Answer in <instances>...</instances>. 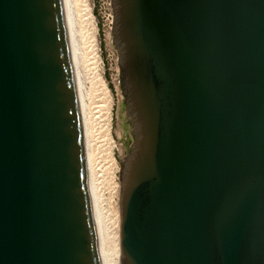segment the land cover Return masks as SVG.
Returning <instances> with one entry per match:
<instances>
[{
	"label": "water",
	"instance_id": "water-1",
	"mask_svg": "<svg viewBox=\"0 0 264 264\" xmlns=\"http://www.w3.org/2000/svg\"><path fill=\"white\" fill-rule=\"evenodd\" d=\"M121 264H264V0H111ZM0 264H103L68 0H0Z\"/></svg>",
	"mask_w": 264,
	"mask_h": 264
},
{
	"label": "bare ground",
	"instance_id": "bare-ground-1",
	"mask_svg": "<svg viewBox=\"0 0 264 264\" xmlns=\"http://www.w3.org/2000/svg\"><path fill=\"white\" fill-rule=\"evenodd\" d=\"M68 6L103 264H121L122 260L119 252L121 188L119 183L114 184L112 182L113 179L116 178L115 173L118 170V166L112 159L111 153L112 149L115 147V144L112 142L109 131L111 125L110 118L112 99L110 94L107 96L106 92H103L107 96V104H104L103 107V103L101 104V102L104 100V98L101 100V102L99 100L100 97L98 98V96H100L101 90L97 85H102L97 69L99 65V54L97 52L96 39L94 38V35L91 32L90 34L88 32L86 33V30H84L86 29V27L84 28V21H89L92 32H94L95 29L94 24H92L93 20L91 12L86 5V0H68ZM102 143H106L108 145L107 148H110L108 151V162L111 163L112 172L110 173V180L107 186L105 181L107 177L105 175L106 169L104 168L105 158L102 156L103 154H101L100 150V145H102ZM104 188H107L111 194L113 193L112 196H115L116 205H114V209L112 208L113 212L111 211L112 209H110L112 212L111 215L104 210V207H102V195L105 190ZM108 206L110 205L108 204Z\"/></svg>",
	"mask_w": 264,
	"mask_h": 264
},
{
	"label": "rangeland",
	"instance_id": "rangeland-1",
	"mask_svg": "<svg viewBox=\"0 0 264 264\" xmlns=\"http://www.w3.org/2000/svg\"><path fill=\"white\" fill-rule=\"evenodd\" d=\"M86 5L91 12L92 20H93L92 24H94L95 29H94V32H92L91 24L89 23V21H86V22L84 21L85 23V24L83 23L85 25L84 28L86 27V29L84 30H86V33L88 32L90 34L91 32L94 35V38L96 39L97 52L99 54L98 55L99 65L97 69H98V73L101 78L102 85L101 86L100 84L97 85L99 89L101 90L100 96H98V98L100 97L99 98L100 102L104 98V100L101 102V104L103 103L102 104L103 107H104V104L105 105L107 104V96L109 94L112 99L111 118H110L111 125H110L109 131H110V137L112 139V142L115 144V147L112 149L111 154H112V159L118 166V170L115 173L116 178H114L112 182L114 184L116 183L120 184L119 179H118L119 172H120V167H119L120 159L126 152L129 151V147L132 143V135L130 131L131 130L130 125L125 118V103H124L125 98L121 90L120 70L118 66L117 53L112 43V40H113V36H112L113 12H112V7H111V0H86ZM103 92H106L107 96ZM107 146L108 145L106 143L105 144L102 143V145H100L101 154H103L102 156L105 158L104 168L106 169L105 175L107 176L105 180L106 186L109 183V180H110L109 176H110V173L112 172L111 163L108 162L109 161L108 151L110 148L109 147L107 148ZM112 194L106 188L102 195V207H104V210L110 215L112 214L113 209L115 208L114 205H116L115 196H112ZM108 204L110 206H108ZM110 209H112L111 210L112 212L110 211Z\"/></svg>",
	"mask_w": 264,
	"mask_h": 264
}]
</instances>
